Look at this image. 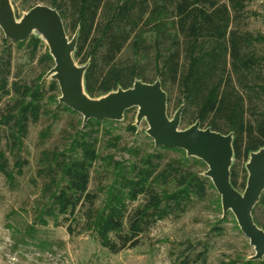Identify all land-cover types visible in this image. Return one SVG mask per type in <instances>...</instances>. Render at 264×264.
Returning <instances> with one entry per match:
<instances>
[{
	"label": "trees",
	"instance_id": "trees-1",
	"mask_svg": "<svg viewBox=\"0 0 264 264\" xmlns=\"http://www.w3.org/2000/svg\"><path fill=\"white\" fill-rule=\"evenodd\" d=\"M48 1L59 11L64 24L69 20L74 32L79 28L74 57L80 64L89 61L85 87L90 96L102 95L118 86L130 87L135 79L153 82L144 65L149 60L165 90L169 84H177L181 99L186 102L184 113L195 107V118L201 126L222 133L233 132L235 159L247 160L251 151L264 146V109L250 106L253 118L248 119L246 108L247 98L252 102L264 95V76H261L264 54L257 48V42L264 43V35L243 31L249 30L246 0ZM3 42L0 100L10 96V101L0 123L8 132L6 143L14 162L11 166L6 150L0 148V172L13 185L28 162L21 152L29 123L48 113L47 104L52 101L64 111L77 112L59 103L58 96L46 98L42 74L33 84L9 81L12 45L29 43L34 52L42 43L40 38L31 35L22 42L7 38ZM128 43L132 46L133 59L123 63L119 56ZM86 47L89 50L84 52ZM44 58L54 62L48 48ZM48 89L58 91L59 86L52 80ZM114 122L89 119L83 128L70 134V141L63 149L42 150L38 174L45 179L41 192L45 203L36 217L42 224L62 217L68 222L69 233L75 231L73 221L81 220L82 231H92L103 247L118 253L139 245L141 235L153 224L171 215H181L195 199L205 198L208 190L215 187L208 177L194 170V164L205 163L187 157L182 149L124 148L131 160L101 155L99 126ZM128 128L135 130L133 125ZM49 131L50 126L40 132L42 142ZM168 150L178 152V156L166 158L164 151ZM98 162L110 177L101 187L104 193L101 200L97 191L89 189L91 172ZM231 182L238 188L234 163ZM140 198L137 205L129 208L130 203ZM263 201L262 195L253 209L254 220L262 228L264 224L259 223L255 212ZM34 232V227L29 226L27 233L33 237ZM37 245L43 251H51L47 241ZM194 249L191 246L188 251ZM208 251L209 246L204 243L193 261L206 264ZM192 253L184 254L172 264H191ZM243 264H264V260L245 259Z\"/></svg>",
	"mask_w": 264,
	"mask_h": 264
},
{
	"label": "rangeland",
	"instance_id": "rangeland-1",
	"mask_svg": "<svg viewBox=\"0 0 264 264\" xmlns=\"http://www.w3.org/2000/svg\"><path fill=\"white\" fill-rule=\"evenodd\" d=\"M17 18L31 6L42 3L50 5L48 0H12ZM247 3V29L252 34L264 35V0H246ZM68 37L71 39L75 32L70 21H65ZM36 37V34H32ZM6 38L0 28V51L5 47L3 39ZM39 38V37H37ZM33 52L31 44L23 46L12 45L11 73L9 81L19 80L33 84L45 81L46 98L59 96L58 91L48 89L52 78L48 76L54 62L42 59L48 46L41 39ZM89 47L84 50L87 51ZM260 54H264V43L257 42ZM151 57V56H150ZM153 57V56H152ZM133 59L132 46L128 43L119 56L123 63H130ZM79 62V59H76ZM148 76L154 81L159 78L155 74L152 61L147 60ZM261 76H264V71ZM167 112L170 118L182 103L181 94L177 84H169L167 90ZM245 94V91H243ZM246 95V94H245ZM10 96L0 100L1 115L6 113V104ZM49 102V100H48ZM250 103V104H249ZM264 109V95L254 98L252 102L247 98V118L253 115L249 107ZM186 107V102H185ZM48 113L41 114L37 122H30L28 132L24 138L21 155L28 162L23 167V174L16 177V182L11 185L0 172V264H172L183 258L184 254L193 252L191 264H201L193 261L194 254L202 250L204 243L209 246L206 264H243L255 253L249 239L241 232L235 216L231 211L223 213L220 195L216 189H209L203 199L194 200L186 212L181 215H171L159 220L141 235L139 245L126 248L118 253H111L103 247L92 231H82L81 220L73 221L74 233L67 230L68 222L59 217L58 224L49 219L47 224H42L37 219L40 206L45 203L42 196V187L45 179L40 177L39 159L43 149L58 147L63 149L70 141V134L76 129L83 128V117L79 113L64 111L57 107L55 102L47 104ZM137 108L133 107L125 112L120 121L102 123L98 131V149L101 155H113L116 160H131L132 156L124 150L129 147H139L141 150H153V139L146 133L148 123L142 119L136 124ZM196 108L192 107L182 113L180 129H184L197 120ZM133 125L135 130L128 128ZM50 126L47 139L43 142L40 132ZM205 128L206 126H202ZM7 131L0 123V148L6 150L10 165L14 162V155L7 147ZM114 144V145H113ZM166 158L178 156L173 150L164 151ZM246 158L234 160V169L237 174L238 190L243 191V183L247 172L245 169ZM194 170L201 175L207 169L205 164H194ZM110 181V177L103 171L101 162L96 164V169L91 172L89 189L97 191L100 200L104 193L101 187ZM264 198V192L262 193ZM98 200V203H100ZM140 200L129 204V208L137 205ZM255 215L260 224H264V201L257 206ZM29 226L34 227L33 237L27 233ZM47 241L51 251H43L37 244ZM194 251H188L190 247ZM264 260V259H263Z\"/></svg>",
	"mask_w": 264,
	"mask_h": 264
},
{
	"label": "water",
	"instance_id": "water-1",
	"mask_svg": "<svg viewBox=\"0 0 264 264\" xmlns=\"http://www.w3.org/2000/svg\"><path fill=\"white\" fill-rule=\"evenodd\" d=\"M0 28L13 42H22L34 33L46 41L54 61L48 76L59 86L58 102L81 114L84 125L89 119L120 121L127 110L136 107V124L146 120V133L153 139L155 147L182 149L187 157L202 160L207 165L203 176L211 180L220 195L223 213H233L241 232L254 247L255 253L248 259H264V228L255 222L253 216V209L264 192V146L249 153L244 165L246 184L241 192L231 182V167L235 160L233 132L203 128L198 119L189 127L180 129L185 101L170 118L168 94L160 78L153 82L135 79L130 87L118 86L92 97L85 87L89 61L80 64L74 57L79 28L70 39L56 8L39 3L17 18L12 0H0Z\"/></svg>",
	"mask_w": 264,
	"mask_h": 264
}]
</instances>
